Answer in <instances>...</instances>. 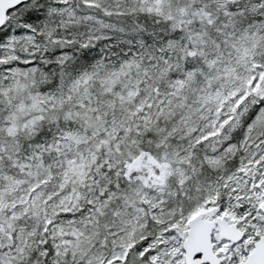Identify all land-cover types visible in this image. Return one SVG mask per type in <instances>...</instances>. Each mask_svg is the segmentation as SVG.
Wrapping results in <instances>:
<instances>
[{
  "label": "snow or ice",
  "instance_id": "1",
  "mask_svg": "<svg viewBox=\"0 0 264 264\" xmlns=\"http://www.w3.org/2000/svg\"><path fill=\"white\" fill-rule=\"evenodd\" d=\"M0 264H264V0H0Z\"/></svg>",
  "mask_w": 264,
  "mask_h": 264
}]
</instances>
